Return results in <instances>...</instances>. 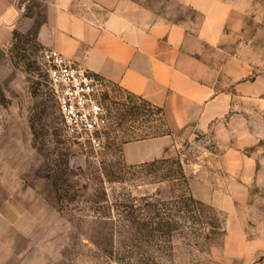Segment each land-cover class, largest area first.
Wrapping results in <instances>:
<instances>
[{
  "label": "rangeland",
  "instance_id": "obj_1",
  "mask_svg": "<svg viewBox=\"0 0 264 264\" xmlns=\"http://www.w3.org/2000/svg\"><path fill=\"white\" fill-rule=\"evenodd\" d=\"M133 1L170 18L189 16L194 28L202 20L174 0ZM224 2L217 50L206 46L204 55L216 63L232 56L248 64L246 79L256 80L259 88L252 94L234 92L228 113L206 130L175 135L174 149L160 157H178L186 183L153 182L146 171L131 174L133 169L116 180L128 165L123 141L154 132L159 118L154 105L123 89L111 90L103 100L109 124L99 146L69 139L47 83L44 49L33 31L16 34L0 64V154H8L0 158V180L10 182L1 173L7 162L22 187L16 193L32 210L40 209L39 221L32 219L25 232L30 246L46 255V264H120L109 254L119 248V239L111 233L108 211H93L91 200L104 192L111 201H128L157 190L165 199L190 193L202 203L194 206L195 213L211 222L195 223L208 239L183 229L157 244L159 264H264V0ZM231 82L224 78L221 90H231L224 89ZM227 150L250 161L247 174L229 175L221 168ZM108 214L117 218L115 210Z\"/></svg>",
  "mask_w": 264,
  "mask_h": 264
},
{
  "label": "crops",
  "instance_id": "obj_2",
  "mask_svg": "<svg viewBox=\"0 0 264 264\" xmlns=\"http://www.w3.org/2000/svg\"><path fill=\"white\" fill-rule=\"evenodd\" d=\"M174 1L200 15L197 28L189 16L170 18L133 0H0V64L16 34L33 31L42 49H56L161 107L171 133L128 141L122 148L128 164L158 158L174 149L181 130L204 131L228 113L234 92L252 94L259 88L256 80L246 79L248 64L232 56L216 63L204 55L206 46L217 50L228 6L224 0ZM224 78L232 79L224 88L231 90H221ZM249 163L235 150L220 156L229 175L247 174ZM1 173L10 182L0 180V264H46V255L30 246L25 232L41 211L16 193L22 187L14 181L12 165L6 162Z\"/></svg>",
  "mask_w": 264,
  "mask_h": 264
},
{
  "label": "trees",
  "instance_id": "obj_3",
  "mask_svg": "<svg viewBox=\"0 0 264 264\" xmlns=\"http://www.w3.org/2000/svg\"><path fill=\"white\" fill-rule=\"evenodd\" d=\"M117 89L122 88L111 84V90ZM138 97L143 103H150L142 97ZM155 107L159 113L156 130L150 134L131 137L123 143L171 133L166 125L162 108ZM128 169H133L131 174L146 171L145 175L153 176L152 181L157 183L172 182L175 184L186 183L187 181L182 162L178 157H158L141 163L128 164L123 166L122 173L116 176L118 178L116 180L122 179L123 174L130 171ZM66 170H69L68 166L63 169L64 172ZM58 197H60L59 194ZM196 204L202 205L190 193L187 196L179 195L165 199L157 190L151 194H144L137 199L111 201L103 192V196L99 199L91 200L90 208L96 212L103 211L106 213L108 211L110 213L112 210L116 211L117 218L115 220L108 213L105 214V217L111 224V233L113 236H118L119 239V248L113 252L110 251L109 254L115 256L120 264H159L153 248L161 242H170V238L176 232H181L183 229L192 234L200 232L204 239H208L207 232L203 228L198 231L195 227L196 222L211 225L209 220H204L201 215L195 213L194 206ZM181 218H185L187 224Z\"/></svg>",
  "mask_w": 264,
  "mask_h": 264
},
{
  "label": "built area",
  "instance_id": "obj_4",
  "mask_svg": "<svg viewBox=\"0 0 264 264\" xmlns=\"http://www.w3.org/2000/svg\"><path fill=\"white\" fill-rule=\"evenodd\" d=\"M44 60L65 135L84 147L99 146L109 124L103 100L111 83L56 49L44 50Z\"/></svg>",
  "mask_w": 264,
  "mask_h": 264
}]
</instances>
